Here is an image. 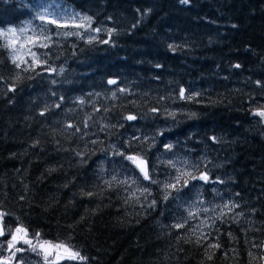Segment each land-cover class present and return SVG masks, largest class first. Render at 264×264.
<instances>
[{
  "label": "trees",
  "instance_id": "obj_1",
  "mask_svg": "<svg viewBox=\"0 0 264 264\" xmlns=\"http://www.w3.org/2000/svg\"><path fill=\"white\" fill-rule=\"evenodd\" d=\"M45 6L91 16L102 31L46 25L52 39L38 53L46 63L32 71L0 47V212L71 245L87 258L81 264H261L264 119L254 112L264 110V0H0V26ZM181 88L194 99H180ZM109 145L142 155L152 177L171 178V160L209 182L172 191L163 201L176 208L128 211L99 161L118 163V180L151 182ZM209 207L218 217L204 227Z\"/></svg>",
  "mask_w": 264,
  "mask_h": 264
},
{
  "label": "snow or ice",
  "instance_id": "obj_2",
  "mask_svg": "<svg viewBox=\"0 0 264 264\" xmlns=\"http://www.w3.org/2000/svg\"><path fill=\"white\" fill-rule=\"evenodd\" d=\"M181 3L187 4L189 0H180ZM77 17L79 18L77 21ZM36 19H39L42 22V25H55L57 28H66V27H75L77 29H83L85 32L91 30L94 32L99 33L102 31L100 28H91L92 25V17L88 15H82L80 13H76L75 15L69 16L66 12L64 15H61L60 13L55 12H49L47 9L44 12H38ZM30 29L28 28H20L17 30L14 27H9L6 30L0 29V40H3L4 43L0 44V47H4L8 49L11 53L10 59L12 63L15 65L16 68H21L22 64H27V62L24 59V55H21V51L25 54L30 55L31 57V64H28L23 70L24 71H32L35 69L36 66H41L46 63L45 60H42L40 56L37 55L36 52H33L31 50L32 47H48V42L51 41L52 37L47 34L48 30L46 27H41L39 32H36L35 30H32V35H25ZM113 29L109 28L107 29V33L109 37L113 34ZM64 36H71L76 35L78 37H81V32L77 31L75 33L73 32H64L62 33ZM97 37L92 36L88 38L87 42L92 43L94 40H96ZM103 43H108V40L102 41ZM31 47H26V46ZM172 47L171 45L169 46ZM236 67H240V65H236ZM49 71H55L54 69H48ZM62 72L63 69H60ZM16 79H19L17 76ZM109 84H115V80H109ZM259 83V82H258ZM15 86H10L9 91H14ZM121 92H124L125 89H120ZM196 95H199L197 93ZM113 97H115V93H113ZM180 99H187L189 101L194 99L193 95H186L185 89L181 88L179 92ZM83 103V101H81ZM59 107V105H56ZM153 111H156V109H153ZM41 115H44V112L40 113ZM171 116H175V113H169ZM254 115L260 116L262 119H264V110H256L254 112ZM137 117L135 115H127L125 119L129 121L135 120ZM68 127H73V125L69 124ZM85 127H87V123H85ZM79 131V129H77ZM139 139V138H136ZM146 139V138H145ZM214 142L216 141L215 137L211 138ZM165 148L168 150H171L172 145H165ZM116 155L123 156L125 160L129 161L143 176V179L146 181H150L153 184L159 183L157 180L152 178V175L149 170L148 161L139 153L135 154H125L124 152L117 151L115 153ZM168 166L175 168L177 175L172 178V182H164L163 183V189H164V200H168L172 191H179L181 187H185L188 185L189 180H202L204 182H209V176L206 172H201L199 176L193 175L190 171L182 170L181 168H178L177 162L169 160ZM185 165L188 164V161H183ZM106 183L111 186L113 183L121 184V185H130L135 184L136 180H118L116 176L112 177L111 181H106ZM137 191L140 192L141 195H144L148 192V188H138ZM87 195L91 196L93 193H87ZM136 196V192L133 191L130 193L129 199ZM138 199V197H137ZM128 202L127 200L125 201ZM155 206V201H152V205ZM237 204H230L226 203L224 204V208L228 209V211H231L233 208L238 207ZM204 211H207V209H204ZM6 215V213L0 212V222H2L3 217ZM196 213L189 211V218L195 217ZM221 215H224L223 210L221 211ZM239 215V214H238ZM187 221H185L186 223ZM174 228L180 229L184 227L183 223H176L173 225ZM11 232V239L7 242V249L11 252V256L7 258L0 259V264H10V261L16 256V253L24 251V249L16 247L17 243H24L30 246L31 250L33 252L43 253L45 264H60V261L63 260H70V261H77V262H83L86 261V257L82 256L78 251H75L73 247L65 242H59V243H53L51 241L42 240L40 239V233L37 232L35 234L34 239L36 240L35 243H33V239L28 238V230L23 225L17 226L14 230H9ZM5 235V230L2 226V223H0V236ZM202 239H206V237L201 234L197 237V243L201 242ZM210 247L218 248V244L209 245ZM54 255V259H49ZM211 259V256L208 257Z\"/></svg>",
  "mask_w": 264,
  "mask_h": 264
},
{
  "label": "rangeland",
  "instance_id": "obj_3",
  "mask_svg": "<svg viewBox=\"0 0 264 264\" xmlns=\"http://www.w3.org/2000/svg\"><path fill=\"white\" fill-rule=\"evenodd\" d=\"M46 9L49 12L60 13L61 15H64V13L66 12L69 16L75 15L76 13H80L78 11H70L69 12V11H66L65 9L56 10L53 6H45L44 9L41 12H44ZM80 14H82V13H80ZM36 16L22 19L21 22L18 25L10 24V25H6V26H0V29L6 30L9 27H14L17 30H19L20 28H28L30 30L27 33H25V35H32V30H35L36 32H39L42 26L46 27V25H42V22L39 19H36ZM78 19L79 18L77 17V21H78ZM91 28L94 29V28H99V27L93 26ZM89 32L94 33V31H91V30H89ZM26 47H31V46L29 45V46H26ZM31 50L33 52H36L37 55L40 52L39 47H32ZM7 51H8V56L10 58L11 53H10V51L8 49H7ZM21 55H24L25 61H27V59H29L31 61L30 55L25 54L23 52V50L21 51ZM96 119H97V115H95L93 117V120H96ZM109 148L114 150L115 153L117 152V149L113 148L111 145H109ZM158 155H160V154H156V155L154 154V156H153L154 165H157V162H162V161H158L156 159L158 157ZM101 156H104V155H101ZM104 157H105V159L107 161L105 159H101L99 161V163H102V165H101V174L105 175V176H102V177L106 181H111L112 177L114 176V171H115L116 167L119 164L118 163L117 164H112L111 162H108L109 158H107V156H104ZM163 158H165V157H163ZM120 162H121V159H120ZM178 168H181V167H178ZM181 169L183 170V168H181ZM173 172H174V175L171 178H173V177H175L177 175V172H176L175 168L173 169ZM152 178L157 180L159 183H156V184L151 183L150 184L148 182L147 184L138 185L139 183L136 182L135 184L127 185L128 186L127 189L124 186H122V185H118L117 186L115 184H112L111 186H108V189L113 191L112 194H115L118 199H120L121 201H124V206L123 207L126 210H128V211H130L132 209H136V208L137 209H142V208H146V207H153V206H150V205H152V201H155V206H160L161 208L168 207V206L176 208L175 205H173L171 202L163 201L164 200V198H163L164 197V193H160L161 196L160 197H156L154 199H151L149 196H146L143 199H141L142 195L140 194L139 191H137L138 188L147 187L148 188V192H149V190L152 187H154L159 192H163L162 191L163 183L164 182H168L169 179H171V178L164 179V178H161V177H158V176H153ZM126 179L127 180H133V177L132 176H127ZM170 182H172V180H170ZM133 191L136 192V196L132 197L131 199H129L130 193L133 192ZM122 192H125L126 196L122 195ZM3 195H4V192L2 194H0V197H3ZM137 197H138V199H137ZM126 200L128 201L127 203L125 202ZM214 209H215V207H214ZM214 209L209 207V209L204 212V215L202 216L203 217L202 218V224H203L204 227L209 226V225L212 226L213 223H214V220L217 219L218 212H215ZM189 211H191V209H188V213H189ZM121 212H122V209H121ZM9 220L12 223L6 222V221H9ZM0 223H2V226H3L4 230H5V235L4 236H0V259H3V258H7V257L11 256V252L7 249V242H8V240L11 239V232L9 230H14L18 225H16L14 220L9 219L6 215L3 217V220ZM178 223H180V222L178 221ZM197 229H199L201 231L200 227H198ZM34 237H35V234H32V233L28 232V238L29 239H33V243L36 242ZM40 239L51 241V240H48V239H43L41 237H40ZM51 242L59 243L60 241H51ZM16 247L22 248V249H24V251L16 253V256L10 261V264H45L43 253H39L38 254L37 252H33L31 250L30 246L27 245V244L24 245V243H17ZM49 259H54V255L52 257H50ZM260 260H261V264H264V251L262 253V256H261ZM60 264H81V262L63 260V261H60Z\"/></svg>",
  "mask_w": 264,
  "mask_h": 264
},
{
  "label": "bare ground",
  "instance_id": "obj_4",
  "mask_svg": "<svg viewBox=\"0 0 264 264\" xmlns=\"http://www.w3.org/2000/svg\"><path fill=\"white\" fill-rule=\"evenodd\" d=\"M6 240V239H5ZM22 243V242H21ZM25 245V244H24Z\"/></svg>",
  "mask_w": 264,
  "mask_h": 264
}]
</instances>
